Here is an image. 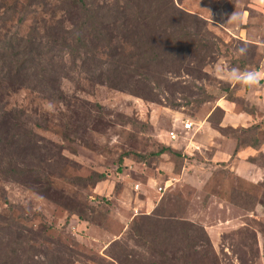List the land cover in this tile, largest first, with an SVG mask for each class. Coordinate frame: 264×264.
<instances>
[{"label":"rangeland","instance_id":"1","mask_svg":"<svg viewBox=\"0 0 264 264\" xmlns=\"http://www.w3.org/2000/svg\"><path fill=\"white\" fill-rule=\"evenodd\" d=\"M230 67L264 73L255 0H0V264H264Z\"/></svg>","mask_w":264,"mask_h":264},{"label":"clouds","instance_id":"2","mask_svg":"<svg viewBox=\"0 0 264 264\" xmlns=\"http://www.w3.org/2000/svg\"><path fill=\"white\" fill-rule=\"evenodd\" d=\"M256 3L264 5V0H255ZM237 13H232L228 18L230 21H236L238 19ZM247 52L245 47H240L236 50L238 56H243ZM222 74L230 84H239L242 87H254L257 86L261 79H264V73L254 69H244L230 67L226 71L222 68Z\"/></svg>","mask_w":264,"mask_h":264},{"label":"trees","instance_id":"3","mask_svg":"<svg viewBox=\"0 0 264 264\" xmlns=\"http://www.w3.org/2000/svg\"><path fill=\"white\" fill-rule=\"evenodd\" d=\"M78 8H80L81 15L85 14V19L87 20V22H90V19H92V17L90 16V12L91 11L89 10V8L86 7L85 3H82ZM226 91H229V90L227 89ZM227 101H228V103H232L233 102L232 100H229V99H227ZM249 111L246 112L247 115L248 114L249 115L254 114L253 113V111H254L253 107H251L249 109ZM243 133H247L246 136L249 139V142L246 145V147H249L251 149H254V150L258 151L260 149V147H261V144H262V142L259 140V129H258V127L257 126H253L252 128H250L249 130H246ZM239 147H240V144L238 142L236 144V147L234 149V152H233V155H232L231 159H233L237 155ZM166 152H170V150L168 148L161 149L159 152H157L153 156H160L162 154H165ZM257 158L261 159V162L259 161V164L257 163ZM119 162L122 163V159L121 158L119 159ZM250 162L253 163L254 165L264 166V155L259 153L256 157L251 158ZM104 179H105V177L103 175H101L95 180V182L98 183V182H100V181H102Z\"/></svg>","mask_w":264,"mask_h":264},{"label":"built area","instance_id":"4","mask_svg":"<svg viewBox=\"0 0 264 264\" xmlns=\"http://www.w3.org/2000/svg\"><path fill=\"white\" fill-rule=\"evenodd\" d=\"M183 128H184L185 131L190 130V129H191V123H185V124L183 125ZM170 139H171V140H175V139H176V135H175L174 133H171V134H170ZM161 190H162V189L159 188L158 192H161Z\"/></svg>","mask_w":264,"mask_h":264},{"label":"crops","instance_id":"5","mask_svg":"<svg viewBox=\"0 0 264 264\" xmlns=\"http://www.w3.org/2000/svg\"><path fill=\"white\" fill-rule=\"evenodd\" d=\"M228 103V102H227ZM230 104V103H229ZM225 115V114H224ZM251 149V148H250ZM261 149V148H260ZM251 151H254V152H257V150H254V149H251ZM260 152L259 153H261V154H263L264 155V153L262 152L263 150L261 149V150H259ZM259 153H257V154H259ZM239 154V152L237 153V155ZM256 154V155H257ZM236 155V156H237Z\"/></svg>","mask_w":264,"mask_h":264}]
</instances>
